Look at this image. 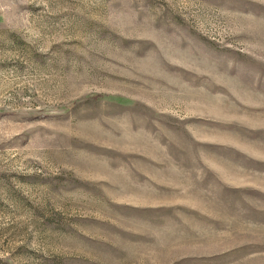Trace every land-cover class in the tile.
Returning a JSON list of instances; mask_svg holds the SVG:
<instances>
[{"label":"rangeland","instance_id":"rangeland-1","mask_svg":"<svg viewBox=\"0 0 264 264\" xmlns=\"http://www.w3.org/2000/svg\"><path fill=\"white\" fill-rule=\"evenodd\" d=\"M0 264H264V0H0Z\"/></svg>","mask_w":264,"mask_h":264}]
</instances>
